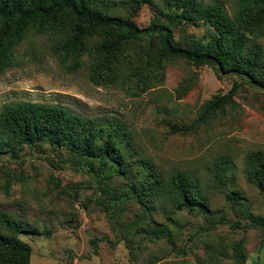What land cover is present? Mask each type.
I'll list each match as a JSON object with an SVG mask.
<instances>
[{
    "label": "rangeland",
    "instance_id": "374dc122",
    "mask_svg": "<svg viewBox=\"0 0 264 264\" xmlns=\"http://www.w3.org/2000/svg\"><path fill=\"white\" fill-rule=\"evenodd\" d=\"M126 1L97 0L118 15L126 14ZM220 1L234 13L238 0ZM153 15L146 4L134 20L146 26ZM210 31L203 22L186 26L187 33L203 38ZM60 38L50 31L26 34L17 46L19 64L0 73V109L31 100L63 105L88 118L122 122L130 132V147L123 146L129 174H118L109 160L79 157L47 143L22 147L17 157L4 155L0 211L23 223L18 237L31 246L30 264H235L231 245L239 239L245 250L242 264H264V228L246 224L251 214L264 216V194L244 173L247 155L264 150V86L242 82L233 103L196 123L204 102L227 92L236 79L233 75L219 78L209 65L168 57L151 86L133 94V81L92 82L88 54L75 70L65 68L56 53ZM251 42L264 50V34L251 36ZM141 48L132 45L126 55L133 60L131 55L144 52ZM184 78L191 79L192 87L179 96L176 87ZM174 126L187 129L171 132ZM143 159L164 177L176 170L192 172L217 217L239 220L242 226L206 228L209 221L202 213L186 208L175 212L161 200H150L140 221L144 202L129 188L133 181L154 177ZM224 160L219 181L215 166ZM230 190L243 197L237 207L225 199ZM154 222L171 230L175 247L144 230Z\"/></svg>",
    "mask_w": 264,
    "mask_h": 264
},
{
    "label": "trees",
    "instance_id": "16d2710c",
    "mask_svg": "<svg viewBox=\"0 0 264 264\" xmlns=\"http://www.w3.org/2000/svg\"><path fill=\"white\" fill-rule=\"evenodd\" d=\"M126 3V14L118 15L103 8L97 0H0V73L19 64L17 46L28 32L50 31L61 35L56 53L65 68L75 70L83 63V55L88 54L91 60L87 68L92 82L133 81V94L151 86V78L158 77L157 70L168 57L182 58L195 66L209 65L219 78L233 75L236 79L227 92L204 102L194 120L196 123L205 122L226 104L233 103L242 82L264 86V50L260 43H250L251 36L264 34V0H238L233 14L228 13L220 0L161 3L127 0ZM146 4L154 15L146 26H139L134 17ZM198 22L210 27L206 38L186 32L188 24ZM92 38L96 39L92 41ZM132 45L144 51L137 52L138 56L131 55L133 60L126 55L131 53ZM190 87L191 79L184 78L176 91L181 96ZM184 129L187 128L174 126L171 132ZM40 143L102 163L109 160L118 174H129L130 160L123 146L130 147V132L122 122L105 117L88 118L63 105L40 101L18 100L3 105L0 159L4 155L17 157L22 147L32 148ZM140 161L154 171L153 179L133 181L129 188L144 202L140 221L152 205L149 201L161 200L175 212L186 208L202 213L209 221L206 228L216 224L242 226L239 220L217 217L216 211L209 208L206 190L192 172L176 170L164 177L150 161ZM225 161L215 166L219 181ZM244 170L247 179L264 194V150L251 151ZM225 199L230 206L237 207L243 197L238 191L230 190ZM246 224L264 228V216L251 214ZM23 230L20 220L0 211V264H30L31 246L18 237ZM144 230L156 239L165 238L175 247L173 234L166 225L154 222ZM231 249L235 264H242L243 240L234 242Z\"/></svg>",
    "mask_w": 264,
    "mask_h": 264
}]
</instances>
